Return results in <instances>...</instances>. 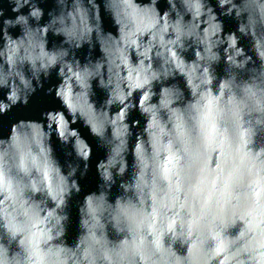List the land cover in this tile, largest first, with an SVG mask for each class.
Returning <instances> with one entry per match:
<instances>
[{"label": "clouds", "instance_id": "1", "mask_svg": "<svg viewBox=\"0 0 264 264\" xmlns=\"http://www.w3.org/2000/svg\"><path fill=\"white\" fill-rule=\"evenodd\" d=\"M46 2L0 0V117L39 89L63 109L0 135V264H264V0ZM78 121L105 156L70 244L93 151Z\"/></svg>", "mask_w": 264, "mask_h": 264}, {"label": "water", "instance_id": "2", "mask_svg": "<svg viewBox=\"0 0 264 264\" xmlns=\"http://www.w3.org/2000/svg\"><path fill=\"white\" fill-rule=\"evenodd\" d=\"M99 2V0H98ZM214 3L215 0H212ZM4 8L6 10V15L12 16L10 12L9 6L5 3ZM41 7L45 9V12L51 8H54L55 5L53 3V0H47L46 3L41 4ZM158 7L163 11L165 7H167L164 0H161V3L158 5ZM25 12L27 9L24 10ZM101 17L103 20V27L105 31H111L115 34L116 29L112 25V21L110 17L103 11V6L101 5ZM45 19H47V16L45 15ZM236 27L235 21L230 19H224V30L225 32L232 31ZM13 32V34H18L19 29L10 30ZM61 38L59 37H52L51 34L49 35V47L52 46V41L55 40L56 43H59ZM241 43L247 47V42L242 40ZM87 53V46H85L83 49L78 50L76 55L77 57L83 62L84 57ZM100 53L98 49L93 52V58L96 56H99ZM188 59L192 58L191 53L189 52L186 54ZM223 63L221 62V65L217 67L218 74H223ZM180 80V85L183 87L182 78H178ZM58 82L57 77L55 75V72H53L52 77L48 82L45 83L44 88L47 89L48 87L56 84ZM94 90L96 91V96L94 99H96L97 103L99 104L100 101H102L105 98V94L102 90L95 87V82H93ZM48 110H63L62 106L60 105L59 101L53 99L51 95H45L44 89H39L37 92L30 98V102L27 108H14L10 113L7 115L0 117V122H2V127H0V135L7 136L8 134V125L18 119H32V120H41V113L46 112ZM131 119H139L140 125L139 127H143L144 120L141 118L138 113H133ZM72 127L77 128L82 137H84L88 143L92 146V157L89 161V171L88 173L83 177H79V172L77 173V179L79 180L80 186H81V193L78 196H74L72 200L69 202V213H70V223L68 227V242L71 244L78 232V213H77V204L82 201L83 196L86 193L97 191V184L100 182L95 170L96 163L103 159L105 156V150L103 148L98 147V143L95 138H93L89 132L88 129L82 126V122H79ZM52 145L54 148L55 155L60 160L61 164L63 165L66 159L74 160V157H66L65 153L70 151V147H65L64 145L60 144L59 141L56 139L55 135L52 137ZM129 163L131 164V156H129ZM75 162V161H74ZM82 167V164H81ZM66 171V169H65ZM113 197L117 192V189L113 188Z\"/></svg>", "mask_w": 264, "mask_h": 264}]
</instances>
